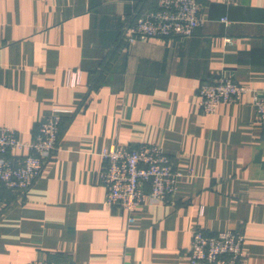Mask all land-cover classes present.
<instances>
[{
    "label": "crops",
    "instance_id": "1",
    "mask_svg": "<svg viewBox=\"0 0 264 264\" xmlns=\"http://www.w3.org/2000/svg\"><path fill=\"white\" fill-rule=\"evenodd\" d=\"M201 1L191 36L129 42L124 23L157 0H0V125L29 141L65 111L26 194L0 189V264H189L196 227L240 229L247 264H264V129L251 96L203 114L197 95L221 74L264 88V0ZM113 141L158 144L182 174L168 202L132 221L98 180Z\"/></svg>",
    "mask_w": 264,
    "mask_h": 264
},
{
    "label": "built area",
    "instance_id": "2",
    "mask_svg": "<svg viewBox=\"0 0 264 264\" xmlns=\"http://www.w3.org/2000/svg\"><path fill=\"white\" fill-rule=\"evenodd\" d=\"M221 1L238 5L243 0ZM203 10L201 0H157L153 9L136 10L124 23L121 34L129 42L189 37L204 23ZM222 20L226 21L225 18ZM246 94L251 96L256 124L264 129V88L239 84L231 75L221 74L201 82L197 89L198 106L201 113L212 114L218 105L238 103ZM62 112L65 111L56 110L39 121L29 141H21L14 129L0 125V189L5 187L19 196L26 194L57 148ZM21 148L26 149L25 154L13 153ZM101 155L105 164L98 172V180L105 188L104 201L125 210L129 221L145 203L168 202L182 176L158 144L113 141ZM243 241L244 234L240 229L207 234L196 227L191 233L186 255L189 264H247ZM28 264L72 263L37 258Z\"/></svg>",
    "mask_w": 264,
    "mask_h": 264
},
{
    "label": "trees",
    "instance_id": "3",
    "mask_svg": "<svg viewBox=\"0 0 264 264\" xmlns=\"http://www.w3.org/2000/svg\"><path fill=\"white\" fill-rule=\"evenodd\" d=\"M60 131H61V128H60Z\"/></svg>",
    "mask_w": 264,
    "mask_h": 264
}]
</instances>
